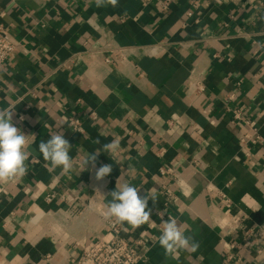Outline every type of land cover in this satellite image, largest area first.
<instances>
[{
	"label": "crops",
	"instance_id": "1",
	"mask_svg": "<svg viewBox=\"0 0 264 264\" xmlns=\"http://www.w3.org/2000/svg\"><path fill=\"white\" fill-rule=\"evenodd\" d=\"M161 1L0 0L16 45L0 108L16 105L31 152L27 175L0 184V264H77L110 241L115 218L103 213L117 180L156 197L147 222L121 224L141 264H264V0H172L165 13ZM234 109L263 137L250 157ZM56 133L72 145L67 174L38 149ZM113 139L118 151L103 152ZM96 150L97 168L112 165L101 181L84 167ZM168 218L196 251L165 255Z\"/></svg>",
	"mask_w": 264,
	"mask_h": 264
},
{
	"label": "clouds",
	"instance_id": "2",
	"mask_svg": "<svg viewBox=\"0 0 264 264\" xmlns=\"http://www.w3.org/2000/svg\"><path fill=\"white\" fill-rule=\"evenodd\" d=\"M105 2L115 6L117 0H97V6H103ZM15 107L16 105H10L0 108V184L22 179L28 171L26 162L31 154L29 136H26L13 122ZM24 119L25 117L20 116L21 121ZM71 147L69 140L62 133L53 134L49 139L41 140L38 145L39 152L44 160L50 163L51 169L61 168L64 174L73 169V159L69 155ZM119 147V141L113 139L103 145V152L115 154ZM100 153L101 150H96L84 161V167L90 164L95 170L97 181L103 180L112 172L111 164L96 167ZM139 189L128 183L121 185L117 180L115 190L108 194L111 196V201L105 205L104 216L115 218L118 223H127L132 227H138L147 222L151 216L148 201L151 199L155 202L156 197L149 196V194L140 196ZM157 242L164 249L165 255L173 258L180 249L196 251L199 247L198 242L192 236L185 235L175 218L163 220V229Z\"/></svg>",
	"mask_w": 264,
	"mask_h": 264
},
{
	"label": "built area",
	"instance_id": "3",
	"mask_svg": "<svg viewBox=\"0 0 264 264\" xmlns=\"http://www.w3.org/2000/svg\"><path fill=\"white\" fill-rule=\"evenodd\" d=\"M171 4L172 0H162L160 2V10L164 13L167 12ZM15 50L16 45L12 43L6 32V27L0 22V69L9 63ZM230 99H233V95L230 96ZM232 115L233 124L243 123L250 130L249 132H244L239 139L242 148L246 151V156L250 157L252 155L250 149L259 146L263 137L259 130L254 127L253 122L240 109L232 110ZM70 124L75 131L83 132L82 123L78 119L71 118ZM163 154L164 151L162 150L160 155L162 156ZM161 174L164 176L175 175V171L172 168L164 167L161 169ZM53 198V196H50L49 201ZM109 227L113 235L112 239L110 241H97L90 248L84 250L77 264H141L148 260L147 256L138 250L140 242L122 237L121 223L114 220L109 223ZM254 235L253 233H248L249 238Z\"/></svg>",
	"mask_w": 264,
	"mask_h": 264
}]
</instances>
